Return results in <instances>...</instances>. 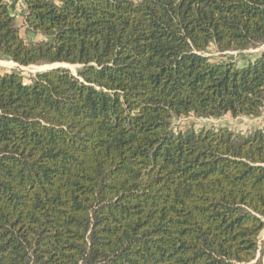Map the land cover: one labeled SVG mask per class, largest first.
Returning a JSON list of instances; mask_svg holds the SVG:
<instances>
[{"label": "trees", "instance_id": "16d2710c", "mask_svg": "<svg viewBox=\"0 0 264 264\" xmlns=\"http://www.w3.org/2000/svg\"><path fill=\"white\" fill-rule=\"evenodd\" d=\"M16 2L25 34L13 14ZM264 0H0V264H261Z\"/></svg>", "mask_w": 264, "mask_h": 264}, {"label": "rangeland", "instance_id": "374dc122", "mask_svg": "<svg viewBox=\"0 0 264 264\" xmlns=\"http://www.w3.org/2000/svg\"><path fill=\"white\" fill-rule=\"evenodd\" d=\"M14 0H7V2L10 4ZM57 2L58 0H53ZM138 1V0H134ZM20 3L16 2L15 10L13 14L16 18V24L20 29L22 37H24L26 40L30 41H37L39 40L38 37L27 35L25 34V28L23 26V20L22 16L20 14ZM264 51V45L258 46L256 48H251L246 51H243L241 53L238 52H228L225 56L220 55L216 52L215 48L213 46L209 47L207 52L205 53L206 57H210L211 59H218L220 57H224L228 59H231L237 66H242L244 63L243 59H250L254 56H256L259 52ZM67 69L73 74L76 75L78 66H70V65H61ZM59 67V65H43V66H30V67H19L16 64L12 62H8L3 60L0 57V74L15 71L18 72L25 83H30L31 79L40 72L46 71L51 68ZM171 126L173 130H185V129H210V130H217L220 128H225L231 132H233L234 135L237 137L246 136L255 130L258 129H264V109L261 112V115L258 118H237L233 119L229 115H226L218 120L214 119H200L193 115H190L186 118H180V119H174L171 122ZM256 259H259L261 261V264H264V230L262 231L259 239V247L258 252L256 255Z\"/></svg>", "mask_w": 264, "mask_h": 264}, {"label": "water", "instance_id": "95a60500", "mask_svg": "<svg viewBox=\"0 0 264 264\" xmlns=\"http://www.w3.org/2000/svg\"><path fill=\"white\" fill-rule=\"evenodd\" d=\"M59 67H63V66L59 65ZM55 68H58V67H55ZM63 68H65V67H63ZM51 69H54V68H51ZM51 69H48V70H51Z\"/></svg>", "mask_w": 264, "mask_h": 264}]
</instances>
